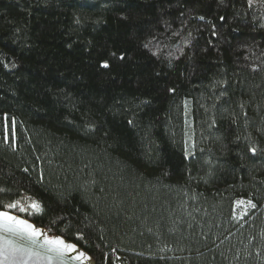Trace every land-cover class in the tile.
Wrapping results in <instances>:
<instances>
[{"label": "trees", "instance_id": "1", "mask_svg": "<svg viewBox=\"0 0 264 264\" xmlns=\"http://www.w3.org/2000/svg\"><path fill=\"white\" fill-rule=\"evenodd\" d=\"M4 114L0 208L95 264H264V0H0Z\"/></svg>", "mask_w": 264, "mask_h": 264}, {"label": "snow or ice", "instance_id": "2", "mask_svg": "<svg viewBox=\"0 0 264 264\" xmlns=\"http://www.w3.org/2000/svg\"><path fill=\"white\" fill-rule=\"evenodd\" d=\"M103 67H108V64L105 62ZM253 151H255V149H253ZM6 207L15 208L17 205L9 204L6 205ZM30 207L37 212L41 211L38 202H33ZM253 207H255V205H253ZM20 210L25 211L26 209L21 208ZM0 232L16 235L20 239H24L25 237L30 238L32 244H35L43 235L39 229H36L32 224L28 223V221L12 216L7 211H0ZM41 247L46 253L51 254L49 256L50 259H62L66 253L75 251L76 246L66 243L60 237L48 238L44 236ZM34 254L36 253H33L32 249L26 247L24 244H15L10 241L5 242L0 240V264H4L5 260L10 261L11 264H16V261L23 260L25 257H31ZM83 255V253H80V256Z\"/></svg>", "mask_w": 264, "mask_h": 264}, {"label": "water", "instance_id": "3", "mask_svg": "<svg viewBox=\"0 0 264 264\" xmlns=\"http://www.w3.org/2000/svg\"><path fill=\"white\" fill-rule=\"evenodd\" d=\"M0 211H7L12 216H16L22 220L28 221V223L32 224L36 229H39L43 233V235L39 238V240L35 244H32L30 242V238L25 237L24 239H20L16 235L0 232V240H3L5 242L10 241L15 244H24L26 247L31 248L33 253H36L31 257H25L23 260L16 261V264H95V260L89 255V253L83 248H81L79 245H77L76 243L72 242L71 240L64 238L63 236H60L58 234H52V236L49 235L47 229H45L42 226L41 227L37 226L32 220L27 219L20 214H16L10 209L0 208ZM44 236H47L48 238L60 237L66 243L74 244L76 246L75 251L66 253L62 259L60 258L50 259L49 256L51 254L46 253L44 249L41 247V245L43 244ZM80 253H83L84 255L80 256ZM4 264H11V262L5 260Z\"/></svg>", "mask_w": 264, "mask_h": 264}, {"label": "rangeland", "instance_id": "4", "mask_svg": "<svg viewBox=\"0 0 264 264\" xmlns=\"http://www.w3.org/2000/svg\"><path fill=\"white\" fill-rule=\"evenodd\" d=\"M12 123L13 120H12ZM9 119L8 116L6 114H4L2 117L0 116V131H6L9 128ZM253 206V203L251 200L247 199V198H243V197H238L237 200L235 201V206H234V210H235V215L237 218H241L245 213H247V211L250 210V208Z\"/></svg>", "mask_w": 264, "mask_h": 264}]
</instances>
